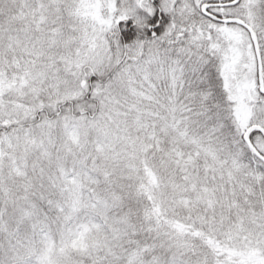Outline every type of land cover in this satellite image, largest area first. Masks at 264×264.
<instances>
[{
  "label": "snow or ice",
  "instance_id": "6c2138e0",
  "mask_svg": "<svg viewBox=\"0 0 264 264\" xmlns=\"http://www.w3.org/2000/svg\"><path fill=\"white\" fill-rule=\"evenodd\" d=\"M0 264H264V0H0Z\"/></svg>",
  "mask_w": 264,
  "mask_h": 264
}]
</instances>
